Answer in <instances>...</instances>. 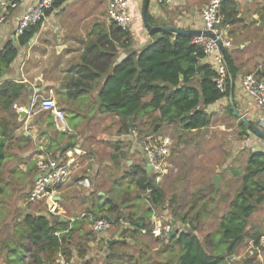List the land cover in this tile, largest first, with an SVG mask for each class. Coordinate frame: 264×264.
I'll return each mask as SVG.
<instances>
[{
	"label": "crops",
	"instance_id": "0c3cea01",
	"mask_svg": "<svg viewBox=\"0 0 264 264\" xmlns=\"http://www.w3.org/2000/svg\"><path fill=\"white\" fill-rule=\"evenodd\" d=\"M126 1L132 18V29L128 32L129 43L119 32V27L107 19L108 0H65L58 8L49 10L38 31L24 46L17 44L14 29L17 19L33 6L34 0H20L18 7L11 11L0 28V47L12 40L18 49L15 60L0 77V87L8 83L23 86L13 100L10 97L11 106L8 104V96L0 99L1 117L11 118L12 121L16 118L20 124L13 132V138L5 140V146H9L18 155L14 160H6L8 165L14 164L16 172H7V175L26 178L29 191L36 177V163L40 159L56 158L66 144L77 145L85 152L71 183L57 195L58 215H47L44 204H27L26 198L16 201V206L14 200H1L3 204L0 202V208H5V212H1L3 217L0 218V264H49L45 254L36 252L37 246L22 227V221L28 214L59 218L60 222L68 225L64 233H72L69 242L71 257L68 261L72 264H134L138 260L143 264H160L153 255L160 250L161 243L159 238L158 241L152 235V231L151 235L142 231L138 237L131 238L127 233L122 234L130 229L128 222L123 221L119 226L111 225L103 233L95 234L91 230L97 213L99 217L104 216L110 200L119 202L124 216L130 213L132 217L150 222L152 230L155 223L159 222L157 209L148 201L147 196L138 193L136 186L137 181L143 178L138 169L146 171L147 167L142 152L129 137V133L120 131L119 117L104 112L99 104L101 89L114 67L130 55L138 56L153 42L142 21L145 0ZM208 1L179 0L172 6H158L155 0H148L147 17L151 18L155 26L201 31L200 15ZM229 1L236 5V18L230 24L223 21L221 31L230 42V47L224 49V55L227 54L233 62L237 73L233 85L234 105L251 124L264 131L261 126V122H264V108L255 106L239 87L243 76L258 71L263 75L264 0ZM43 99H52L65 114L69 134L56 130L54 117L39 106ZM4 101L5 106H2ZM13 105L17 109H13ZM209 107L205 109L208 114ZM18 108L26 111L21 112ZM21 113H25V117L21 118ZM144 122L142 119L141 124ZM136 126L135 130L138 129ZM205 129L200 131L204 134ZM174 132L172 134L178 139L189 135L186 133L194 135L198 131L185 132L179 129ZM175 136H162L171 141L168 172L175 166L174 160L181 158L182 161L185 157L183 149L193 145L201 148V145L194 142L195 137H187L177 143ZM237 147L240 153L246 148H250L249 152H264V142L253 135L242 139ZM249 152H245L243 166ZM201 155H196L195 151L189 157L193 161H200ZM225 156L231 160L233 152ZM236 160L232 159L229 165L237 163ZM5 167L2 166L1 174L6 173ZM131 173L134 175L129 176ZM216 174L212 175L211 183ZM166 175L156 182L159 184ZM81 176L91 180L92 188L88 191L76 185L77 178ZM233 180L230 174H226V178L220 176L223 192L228 193ZM206 182L204 185L209 187L210 183ZM6 194L0 193V198H5ZM170 223L174 227L175 221ZM55 235L59 237L60 234ZM123 242L125 246L121 245ZM153 242L155 245H152ZM248 243V249L251 248V253L257 254V260L263 263L264 254L261 249L264 245L254 248L252 242ZM79 251H83V255L80 256ZM148 253H151L150 257ZM232 257L227 259V264H234L239 259ZM242 258L244 260L245 257Z\"/></svg>",
	"mask_w": 264,
	"mask_h": 264
},
{
	"label": "trees",
	"instance_id": "16d2710c",
	"mask_svg": "<svg viewBox=\"0 0 264 264\" xmlns=\"http://www.w3.org/2000/svg\"><path fill=\"white\" fill-rule=\"evenodd\" d=\"M64 1L54 0L52 8H58ZM221 11L224 15V23L234 22L237 14L234 2L224 0L221 3ZM48 13L49 10L46 14ZM147 19L151 26L156 25L149 16ZM39 27L40 25H36L29 28L17 39V44L19 46L27 44ZM118 30L129 43V34L121 31L120 28ZM150 37L153 42L138 56L130 55L114 67L100 92L101 108L104 112L113 113L119 117L120 131L125 134L135 130L136 125L139 128L136 130L141 137L161 136L162 127L167 125H171L175 131L182 129L189 132L205 129L210 123V114L205 109L223 98H228L229 78L226 79L225 91L221 92L214 82L215 71L211 66L202 63V51L191 43V36L154 31L150 33ZM17 54V46L12 40L6 41L0 47V77L13 63ZM224 58L234 82L236 69L227 54ZM22 89L21 85L8 83L0 87V99L12 96L13 100L16 93ZM12 100L10 98L9 106L12 105ZM1 104L5 106V101ZM228 112L234 116L229 105ZM129 118L133 119L132 125H129ZM142 119L145 122L141 124ZM19 125L16 118L12 121L11 118L0 115V138H2L0 139V181L3 180L2 164L5 160H14L16 156L18 157L9 146H5V140L13 138V132ZM238 129L240 139H246L252 135L241 121L238 123ZM138 170L143 174V178L136 183L140 195L144 194L154 208L164 211V192L155 177L147 174L143 168ZM232 171L239 179V186L229 200L228 208L220 218L216 230L200 238L198 236L199 215L197 214L194 218H189L186 214L180 215L179 221H176L173 227L175 235L165 241H159L157 238L161 248L155 254L165 256L160 264H227V258H221L219 255L226 253L227 256H234L236 251L248 242H252L254 248H260V239L263 234L259 230L249 231L248 221L258 207L264 204V154L249 152L244 167L241 170L232 169ZM133 175L131 173L129 176ZM208 189L215 192L218 190L211 182ZM203 192L204 188L199 189L194 195L193 206L200 199L206 198V193ZM208 197L213 200L211 195ZM222 198L226 200L227 195ZM174 200L175 196L172 197L171 202L174 203ZM105 212L102 217H99L97 213L95 220L102 218L109 224L118 226L122 221L128 222L130 229L122 234L127 233L131 238L138 237L142 231L146 235H151L150 222L132 217L130 213L124 216L120 206L111 200L108 201ZM91 213L96 212L91 211ZM22 227L31 242L37 246L36 252L45 254L49 264H53L59 254L69 261L71 257L69 242L72 239V233H64L68 225L60 222L59 218L28 214L22 221ZM56 233L60 234L59 237L55 235ZM121 245L126 244L123 242ZM262 251L264 252V248ZM82 252L79 251L80 256L83 255ZM134 264H140V261Z\"/></svg>",
	"mask_w": 264,
	"mask_h": 264
},
{
	"label": "built area",
	"instance_id": "2783aa9c",
	"mask_svg": "<svg viewBox=\"0 0 264 264\" xmlns=\"http://www.w3.org/2000/svg\"><path fill=\"white\" fill-rule=\"evenodd\" d=\"M19 1L0 0V28L5 24L11 11L18 7ZM178 1L155 0L158 6H172ZM223 1L209 0L203 7L200 15L202 24L201 31L208 35H196L191 40V43L202 51V63L211 66L215 71L216 77L214 82L221 92L225 91L228 69L225 64L224 55L218 47V42L221 43L223 49L230 47V42L221 31V25L224 21V15L221 12V3ZM53 2L54 0H34L33 6L27 11H24L17 19L14 29L15 39L21 37L29 28L41 25L46 18V12L52 8ZM107 19L111 24L118 26L123 32L128 33L132 29V18L128 11V3L126 0H108ZM239 87L243 95L248 97L255 106L264 108V75L260 74L259 71L247 74L240 79ZM218 102L219 104L216 107L223 108L228 104V99L223 98ZM39 106L41 109L49 111L54 117L57 131L65 134L70 133L66 125L65 114L59 110L52 99H43ZM13 109H17V107L13 105ZM18 110L26 111L22 108H18ZM214 110V107L211 106L209 113ZM261 126L264 129V122H261ZM129 137L138 145L146 165L150 167V174L159 182L168 173L170 139L155 135L141 137L136 130H131ZM262 153L264 154V152ZM84 155L85 152L79 146L74 145V147L62 151L61 154L59 153L56 158L40 159L36 163V177L31 190L27 193L26 203L30 205L44 204L47 215H58L59 206L56 200L57 195L63 187L71 183L72 178L78 170L80 159ZM76 185L88 191L91 188V181L89 177L81 176L77 178ZM110 227L111 224L107 221L99 219L92 223L91 230L93 233L99 234L107 231ZM172 232L174 230L170 222L163 225L158 222L153 227L152 235L161 241H165L170 238ZM260 244L261 246L264 245V236L261 237ZM53 264L72 263L68 262L63 255L59 254Z\"/></svg>",
	"mask_w": 264,
	"mask_h": 264
},
{
	"label": "rangeland",
	"instance_id": "374dc122",
	"mask_svg": "<svg viewBox=\"0 0 264 264\" xmlns=\"http://www.w3.org/2000/svg\"><path fill=\"white\" fill-rule=\"evenodd\" d=\"M213 107L215 110L210 113L209 124L212 128L208 126L207 129L204 130V134L202 131H198L194 135L186 133L189 135L183 137L181 136L177 139V137L172 134L175 133L173 127L168 128V125L163 126L160 131L161 137L166 136L171 138L172 136H175L177 143L180 142L179 140L184 141L187 137L189 139L195 137L194 142L201 145V148L198 146L195 147V145L186 147V149L182 150V154H185L183 160L181 161V158H178V161L174 160L175 166H173L172 170L168 172L166 177L158 184L164 192V206L166 207V210L165 212L158 208L156 210L161 225L169 223L173 220L175 222L179 221L180 215L186 214L189 218H194L198 214L200 217L198 236L200 238H203L205 235L216 230L220 218L228 208L229 200L234 196V193L239 186V179L234 175L232 169L241 170L244 167L243 162L245 152H249L250 150V148H246L244 149V152H239L237 145L242 141V139L239 138V119H236L229 114L228 104L223 108H217L216 105H213ZM231 142L234 144V147ZM195 151L196 155L202 153L200 161H193V158L189 157L190 155H194ZM228 152H233L231 160L237 159V163H234V165H229L231 160L225 156ZM175 153H178V151ZM2 165H6V173L1 174L3 180L0 181V193H7L6 197L10 199H7L6 197L0 198V202L1 200H4L5 202L14 200V205L16 206V201L20 199L25 200L26 198L28 192V181L26 178L22 179L19 177L16 178L14 175H7L9 174L7 172L16 173L14 172L15 169L13 163L8 165L5 160ZM214 173H217L224 178H226V174L227 176L228 174L232 176V179L234 180L228 189V193L222 191V185V187L219 186L220 188L216 192L208 189V185H204L205 181H207L206 183H210V179ZM114 175H116V173H114ZM203 188V193H206V198L200 199L198 203L193 206L194 195L198 193L199 189ZM209 193H211L210 195L213 197V200L208 197L210 196L208 195ZM226 195L227 199L224 200L222 197ZM173 196H175V200L173 201L174 203L171 202ZM114 203L119 205V202L117 203L115 200ZM1 204H3V202H1ZM1 212L4 213L5 208H0V218L3 217V213ZM248 230L251 232L259 230L262 234H264V204L259 206L257 211L249 219ZM247 244L249 243L242 245L236 251L234 256L237 258L239 257V259H237L234 264H263L264 260L263 263L260 262L261 260H257V257L259 256L251 253L252 250L251 248L248 249L249 245ZM152 245H155V242H153ZM262 249L261 252H263ZM148 254V257H150L151 253ZM242 256L245 257L244 260ZM153 257L157 260L160 259V263H162L165 256L163 257L158 254H154ZM166 260L167 259H165V261ZM140 264H143V262H140Z\"/></svg>",
	"mask_w": 264,
	"mask_h": 264
},
{
	"label": "water",
	"instance_id": "95a60500",
	"mask_svg": "<svg viewBox=\"0 0 264 264\" xmlns=\"http://www.w3.org/2000/svg\"><path fill=\"white\" fill-rule=\"evenodd\" d=\"M147 11H148V0H145V4H144V7H143V12H142V21H143V24H144V27L145 29L147 30V32L151 33V32H154V31H163V32H169V33H172L174 35H185V36H196V35H208L207 33L205 32H202V31H189V30H182V29H178V28H175V27H172V26H151L148 22V19H147ZM218 47L220 48L222 54L224 55V49L221 47V43L218 42ZM228 78H229V82H230V90H229V95H228V105L230 107V109L232 110L233 114L249 129L250 133L255 136L256 138L260 139L261 141L264 142V131L259 127V126H256V125H253L250 123V121L244 117L242 114H240L235 105H234V99H233V85H234V82H233V79H232V76H231V73L228 71ZM21 118L22 117H25V113H21ZM129 122V125L132 124L133 122V119L132 118H129L128 120ZM70 147H74L73 144H66L63 148H62V151H65L66 149L70 148ZM146 172L147 173H150V167L147 166L146 167ZM212 183L213 185L215 186L216 189L219 188L220 186V176L219 175H215L212 179ZM102 195V194H100ZM175 233L172 232L170 234V237L174 236ZM108 240L106 241V243L108 244ZM109 245V244H108ZM221 258H227V259H232L233 257L232 256H227L226 253H223L221 255H219Z\"/></svg>",
	"mask_w": 264,
	"mask_h": 264
}]
</instances>
